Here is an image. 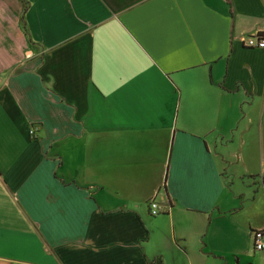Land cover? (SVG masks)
<instances>
[{"label":"crops","instance_id":"crops-1","mask_svg":"<svg viewBox=\"0 0 264 264\" xmlns=\"http://www.w3.org/2000/svg\"><path fill=\"white\" fill-rule=\"evenodd\" d=\"M253 34L264 0H0V264H264Z\"/></svg>","mask_w":264,"mask_h":264},{"label":"built area","instance_id":"built-area-1","mask_svg":"<svg viewBox=\"0 0 264 264\" xmlns=\"http://www.w3.org/2000/svg\"><path fill=\"white\" fill-rule=\"evenodd\" d=\"M244 47L250 49H264V37L258 35H251L241 39ZM30 137L36 138L37 137V127L32 126L29 131ZM149 210L152 216H159L161 215L163 209L160 206V203L156 200H152L149 204ZM253 247L256 252H264V229L258 230L253 235Z\"/></svg>","mask_w":264,"mask_h":264},{"label":"rangeland","instance_id":"rangeland-1","mask_svg":"<svg viewBox=\"0 0 264 264\" xmlns=\"http://www.w3.org/2000/svg\"><path fill=\"white\" fill-rule=\"evenodd\" d=\"M260 157H261V160H262V155H261V154H260ZM261 160H260V161H261Z\"/></svg>","mask_w":264,"mask_h":264}]
</instances>
